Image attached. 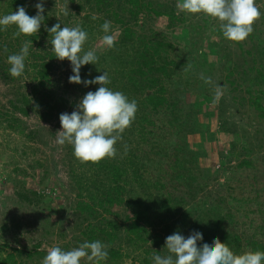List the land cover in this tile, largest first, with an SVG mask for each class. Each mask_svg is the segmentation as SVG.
Instances as JSON below:
<instances>
[{
    "label": "trees",
    "instance_id": "obj_1",
    "mask_svg": "<svg viewBox=\"0 0 264 264\" xmlns=\"http://www.w3.org/2000/svg\"><path fill=\"white\" fill-rule=\"evenodd\" d=\"M25 2L0 0V16L14 12ZM176 2V0H79L75 6L78 14L86 11L74 25L79 24L89 33L85 50L95 49L99 57L96 65H84L85 68L94 70L95 74L101 68L100 75L104 71L111 73L109 75L112 77L111 83L107 87L123 92L129 100L135 99L138 104L132 127L123 133L125 140L123 138L122 142L116 145L118 155L115 159H105L98 164L81 163L75 158L71 145L65 144L62 148L65 150L63 161L69 165L70 187L76 191L74 206L68 208L73 210L74 214H83L82 224L88 221L79 233L83 237L80 242L99 240L108 245L109 256L103 264H121L124 257L131 256V252L124 253L120 245L115 249L113 247L115 240L116 244L125 241L129 245L128 248L145 251L147 256L145 260L141 261L138 256L132 257L135 264L138 262L137 258L141 264H150L149 259L154 253L161 256L169 254L165 248V239L174 232H179L185 238L193 231L202 233L203 240L198 241V246L201 247L204 243L211 245L214 239L219 238L236 254L264 251V202L260 203L259 193L254 195V199L250 197L244 200L249 211L245 212L246 221L242 223L239 216L231 211L223 192L216 195L218 200L211 208L202 205V201L200 205L197 203V206L189 209L184 207L190 205L191 200L200 191L208 188L210 183L204 181L202 177L200 184L195 183L199 178L196 171L205 170L199 164L203 151L192 149L188 137L209 128L206 124L202 129L200 114L206 117L217 114L223 118L225 110L224 103L218 112L214 109L201 110L202 101L198 97L200 95L212 97V87L209 86V81L205 82V74L218 67V59L207 61L206 52L195 58V54L201 51L203 43L197 45L198 39L191 38L190 35L202 34L204 27L194 21L197 15L175 11ZM51 4H56V1H43L44 21L36 36L28 37L22 34L14 38L17 31L15 26H10L7 31H0V81L9 83L14 94V98L9 101L12 109L1 110L0 121L6 122L11 130L25 135L28 140H34L37 133L33 130L25 132L24 120L17 117L16 111L22 116L35 111L42 120L48 121L66 101L64 95L67 85L64 87L60 80L54 77L60 63L52 50V35L47 29L56 23H60L61 27L67 26L70 21L68 17L59 19ZM35 5L26 7L29 16L37 14ZM93 16L96 17L95 20ZM160 17L167 18V27L171 29L188 23L184 27L185 33L175 36L169 31L157 32L150 26V22ZM105 20L112 22L109 34L116 36L113 49L92 44L94 39H102L105 35L101 27ZM255 31L258 32L259 29L255 28L252 33L254 35L251 34L249 40L238 43L241 62H233L230 55L225 53L227 51L219 45H215L214 48L210 45V52L219 59L225 58L228 62L226 68L229 69L225 75L215 79L213 84L226 92L229 88L232 93L246 84L250 108L257 111L258 118L264 123V36L259 39ZM221 32L217 31L218 34ZM254 36L258 39L255 40ZM26 40H32L33 43L25 61L24 75L27 77L26 83L29 87L16 84L22 77H11L10 65L6 61L9 55L20 51ZM183 41L185 48L180 44ZM5 46L7 52L4 51ZM236 98L238 96L233 95V99ZM226 100V96H223L221 101ZM161 128L164 129V133L167 131L177 137L174 151L165 159L161 158L163 155L161 151L165 146L161 142L164 136L161 135L163 133ZM222 128L224 131L238 134L237 128L230 122L223 120ZM134 136L140 137L143 143L152 140V144L154 142L156 144L146 150H140L138 145L135 146ZM125 144L129 147L127 155H124ZM242 148L246 150L247 146L244 145ZM151 152L154 154L153 157ZM37 164L42 165L40 160H37ZM244 164L250 166L251 161L245 159L242 162V165ZM46 175L44 173V178ZM218 187L221 190L222 185ZM226 188L230 190L228 186ZM15 196L18 203L32 206L36 212L46 202L47 197L45 193L32 191L26 187L17 189ZM117 205L129 208L123 226L118 221L102 215L111 214L112 208ZM32 217L34 221L46 226L50 222L51 214L49 212L45 216L41 214ZM98 217H101L99 223L91 221L92 218ZM181 221L189 226L187 235L180 230ZM123 231L124 239L121 236ZM40 247L38 244L35 249L26 250L27 255L29 253L28 256H33L35 253L46 256L47 250H41ZM14 250L17 254L25 253L21 249ZM15 256L9 254V258L13 260Z\"/></svg>",
    "mask_w": 264,
    "mask_h": 264
},
{
    "label": "rangeland",
    "instance_id": "obj_2",
    "mask_svg": "<svg viewBox=\"0 0 264 264\" xmlns=\"http://www.w3.org/2000/svg\"><path fill=\"white\" fill-rule=\"evenodd\" d=\"M25 1L24 4H21L25 8L40 2V0ZM55 1L56 4H51V7L55 9L56 16L59 19H67L68 17L70 21V24L67 25L68 27H73L75 21L86 13V11H81L78 14L75 9L79 0H74V2L72 0ZM176 1V4H174L176 7L175 11L180 13L177 8L178 0ZM257 4L260 7L261 17L254 27L257 30L259 29L258 32L255 31V35L260 39L264 36V0H257ZM66 7L69 9L67 16L61 13V9ZM202 17L206 18V20L204 21ZM194 21L204 27L202 28V34L190 35L191 38L198 39L199 43L197 45L203 43L201 51L195 54V58L206 52L207 61L218 59V67L212 71H207L205 74V79L210 82L209 86L212 87V97L197 96L202 101L201 110L214 109L218 112L221 104L224 103L225 113L223 118L217 116V114L213 117H206L200 114L199 121L202 129L205 128L206 124L209 125V128L188 137L192 149L203 151L199 164L205 170L202 172L196 171L199 178L195 183L200 184L201 177L204 181H210V183L207 186L208 188L200 191L191 200L190 205H184V207L189 209V207L194 205L197 206V203L200 205L202 201V205H207L211 208L218 200L216 195L223 192L226 202L228 201L227 204L231 207V211L239 216L242 223L246 221L245 212L249 211L248 204L246 205L244 202L245 199L247 200L250 197L254 199V195L259 193L260 203L264 202V123L258 118L257 111L250 108L246 84H243L234 93L230 92L229 88L226 92L213 84L215 79L225 75L229 69L226 68L228 62L225 58L219 59L210 52V45H213V48L215 45H219L220 48H224L227 51L225 52L222 49L230 55L229 57L233 62H241L242 57L239 53L238 43L225 39L222 32L217 33L220 30L218 21L203 15H197ZM167 25L168 20L166 17H160L150 22V26L157 32L169 31L175 36L184 34V27L188 23L182 24L183 28L182 26H176L177 28L175 29L168 28ZM257 37L254 36V39H258ZM249 39L250 36L246 40ZM92 44L96 47H104L101 38L94 39ZM180 44L183 47L185 45L184 41L183 43L180 42ZM58 63H60V66L57 68L54 77H57L64 87L67 86L65 87L66 92L64 95L66 101L56 113L54 112L55 116L51 120L45 121L35 111H31L27 116H22L16 111L17 117H21L24 120L25 132L29 130L36 131L35 139L28 140L25 135L11 130L6 122L0 121V264H42L45 256L35 255V253L33 256H28L29 253L27 255L26 250L35 249L38 244L41 246V250H48L52 246H59L65 251L78 247L81 244L80 239L83 238L79 233L88 223L86 221L82 224L81 216L83 214H74L73 210L68 208L74 206L76 191L70 187L69 165L63 161L65 150L62 149L63 146L56 143V139L57 132L62 130L59 120L60 114L64 112L71 114L76 110L83 96L89 91L93 92L98 89V85L85 86L82 83H70L69 77L73 75L70 61L67 59L59 60ZM101 71V68H99V71L95 74L94 70H87L85 66H82L80 70L81 79H94L100 75ZM108 75H111V73H108ZM109 78L112 79L110 76ZM26 80L27 77L23 75L22 79L20 78L16 84L29 87ZM217 91L220 92L218 100L215 99ZM12 92L13 87L9 83L0 81V111H6L8 108L12 109L9 103L10 99L14 98ZM233 95H237L238 98L233 99ZM223 96H226L227 100L225 102L221 101ZM223 120L233 124L237 128L238 134L221 129ZM163 130L161 135L164 134V136H161V142L165 146L161 151L163 153L161 158L165 159L166 156L171 155L174 151L173 148L177 142V137L167 131L164 133ZM123 138L125 140L124 136ZM134 139L135 146L138 145L140 150H146V148L156 144L155 142L152 144V140L149 143H143L140 137L137 138V136H134ZM158 141L160 142V140ZM119 142L121 143L122 141ZM244 145L247 146L246 150L242 148ZM153 155L152 153V157ZM245 159L251 161L250 166L247 164L242 165ZM37 160H40L42 165L37 164ZM163 168L165 169L166 167L163 166ZM77 171H79L78 168ZM154 171L160 172V170ZM154 171L152 173L156 175ZM44 173L47 174L45 178ZM218 185H222L221 190L220 187L217 188ZM24 186L32 191L37 190L47 195L46 202L39 207V211L36 212L34 207L17 202L15 191L19 188H25ZM136 187L141 189L139 186ZM215 189L216 191H211ZM229 193H231L230 196ZM70 198H73V200ZM112 209L113 212L111 214L103 213L102 215L118 221L123 226L124 217L129 213V208L117 205ZM49 212L51 219L46 226L33 220L32 216H41V214L45 216ZM99 219L101 217L92 218L91 221L99 223ZM188 221L190 222V220ZM180 226V230L187 235L189 226L185 225L183 221L180 222ZM113 230L116 231V229ZM121 236L124 239V231ZM119 245L124 253L126 251L131 252V256L124 257V261L121 264H135L133 256L140 257L141 261L147 257L143 249L128 248L129 245L125 241L116 244L115 240L113 247L116 249ZM15 248L24 250L25 253L17 254L14 250ZM9 254L16 255L14 260L9 258ZM154 255L159 254L154 253ZM152 257L149 259L150 264H154ZM140 259L137 258L138 262L136 264H141ZM81 264H96V262L88 261L84 258ZM100 264H103V261Z\"/></svg>",
    "mask_w": 264,
    "mask_h": 264
},
{
    "label": "clouds",
    "instance_id": "obj_3",
    "mask_svg": "<svg viewBox=\"0 0 264 264\" xmlns=\"http://www.w3.org/2000/svg\"><path fill=\"white\" fill-rule=\"evenodd\" d=\"M35 7V16H29L24 6L0 16V31H7L10 26H15L17 31L14 38L22 34L36 36L44 21L43 0L36 3ZM177 8L186 14L203 15L218 21L224 38L233 43L244 42L253 33L254 25L261 17L257 0H178ZM61 13L67 16L68 7L61 9ZM92 18L96 19L95 16ZM101 27L105 33L102 45L113 49L116 36L109 34L112 22L105 20ZM47 31L52 35L51 47L55 57L61 61L67 59L71 63L73 75L69 77V82L85 86L100 85L95 92H87L71 114H60L62 130L57 132L56 143L60 146L71 145L75 158L81 163L98 164L105 159H115L118 155L117 143L122 141L123 133L132 127L136 119L137 101L129 100L123 92L107 87L111 80L106 71L94 79H81L82 66L96 65L99 57L95 49L85 50L89 33L79 24L61 27L60 23H56ZM31 47L32 40H26L18 53L7 57L11 77L20 78L24 75L25 61ZM4 51H8L7 46ZM219 98L220 92L217 91L215 99ZM128 151L129 147L125 144L124 155ZM202 240L203 235L198 231H193L187 238L174 232L165 239V248L169 254L153 255L154 264H264V251L236 254L219 238L214 239L211 245L204 243L202 247L198 246V241ZM108 247L99 240L85 241L67 251L59 246H52L48 248L42 264H81L84 258L100 264L108 259Z\"/></svg>",
    "mask_w": 264,
    "mask_h": 264
}]
</instances>
